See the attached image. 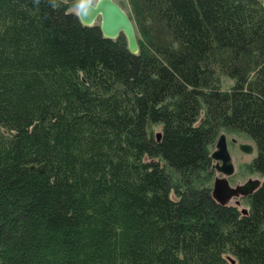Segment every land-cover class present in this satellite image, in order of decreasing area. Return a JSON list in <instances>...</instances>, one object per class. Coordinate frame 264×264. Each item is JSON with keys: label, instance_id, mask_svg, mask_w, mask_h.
Segmentation results:
<instances>
[{"label": "trees", "instance_id": "trees-1", "mask_svg": "<svg viewBox=\"0 0 264 264\" xmlns=\"http://www.w3.org/2000/svg\"><path fill=\"white\" fill-rule=\"evenodd\" d=\"M73 1L0 0V264H264V177L204 182L221 128L264 171L262 2L128 0L133 53Z\"/></svg>", "mask_w": 264, "mask_h": 264}, {"label": "water", "instance_id": "water-1", "mask_svg": "<svg viewBox=\"0 0 264 264\" xmlns=\"http://www.w3.org/2000/svg\"><path fill=\"white\" fill-rule=\"evenodd\" d=\"M76 14L84 25L98 24L104 37L115 38L122 33L126 39L127 48L135 53L138 50L135 28L126 11L113 0H95L93 3L82 1ZM99 18V22L95 23ZM159 138V132L156 133ZM241 151L251 154L255 150L254 143H239ZM210 158L213 160L211 165L217 173L211 187L212 197L220 204H226L233 197L248 196L260 184L257 178H249L243 183L234 186L229 184L228 177L233 173V163L227 149V143L224 133H219L215 142L214 149L210 151ZM245 211V208L242 209Z\"/></svg>", "mask_w": 264, "mask_h": 264}, {"label": "rangeland", "instance_id": "rangeland-1", "mask_svg": "<svg viewBox=\"0 0 264 264\" xmlns=\"http://www.w3.org/2000/svg\"><path fill=\"white\" fill-rule=\"evenodd\" d=\"M82 1H87L93 3L95 0H74L73 2L75 3L74 5V10L77 9L78 5ZM117 2L129 15L131 14V8L128 0H113ZM262 2L263 7H264V0H260ZM99 22V18L96 19L95 23ZM136 33V32H135ZM137 38V34H136ZM218 84L219 87L222 89H227L231 84H232V79H229L223 75L218 77ZM153 131L156 133L160 129L159 124H154L152 125ZM219 133H224L225 138H226V143H227V149L229 151L232 163H233V173L229 175L228 181L229 184L234 186L238 183H243L249 178H257L259 180L263 179V175L258 173L257 171H254L251 169V160L252 157L255 155L254 150L253 153L248 154L243 151H241L238 147L239 143L247 142V143H253V141L244 133L240 131H235V130H228L225 128H221L219 130ZM210 151L214 149V143L209 147ZM170 174L173 177V180L176 181L177 175L170 169H168ZM216 171H213L212 175L208 178V180H205V184L212 187L213 180L214 178L218 175ZM229 204H236V206L240 209L243 208H248V202L246 198H237L235 197L231 198L228 202Z\"/></svg>", "mask_w": 264, "mask_h": 264}, {"label": "flooded vegetation", "instance_id": "flooded-vegetation-1", "mask_svg": "<svg viewBox=\"0 0 264 264\" xmlns=\"http://www.w3.org/2000/svg\"><path fill=\"white\" fill-rule=\"evenodd\" d=\"M212 163H213V161H212ZM212 168V167H211ZM213 171H216L215 169H213ZM258 173H260V174H262L263 176L262 177H264V171L263 172H258ZM219 175H221V174H218L217 176H219ZM261 181V180H260ZM247 196H239V197H236L235 199L237 200V198H246Z\"/></svg>", "mask_w": 264, "mask_h": 264}]
</instances>
